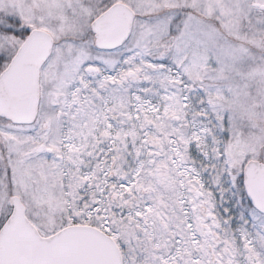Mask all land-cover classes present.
Masks as SVG:
<instances>
[{
	"label": "snow or ice",
	"instance_id": "1",
	"mask_svg": "<svg viewBox=\"0 0 264 264\" xmlns=\"http://www.w3.org/2000/svg\"><path fill=\"white\" fill-rule=\"evenodd\" d=\"M0 264H264V0H0Z\"/></svg>",
	"mask_w": 264,
	"mask_h": 264
}]
</instances>
